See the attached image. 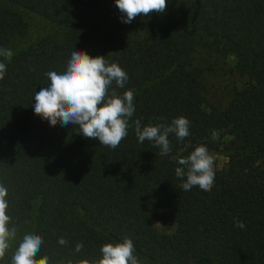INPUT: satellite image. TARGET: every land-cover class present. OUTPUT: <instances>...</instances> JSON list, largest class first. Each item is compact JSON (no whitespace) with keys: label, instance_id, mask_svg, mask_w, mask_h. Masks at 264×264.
<instances>
[{"label":"trees","instance_id":"trees-1","mask_svg":"<svg viewBox=\"0 0 264 264\" xmlns=\"http://www.w3.org/2000/svg\"><path fill=\"white\" fill-rule=\"evenodd\" d=\"M0 1L9 5L0 8V48L25 34L21 11L60 35L0 56L7 69L0 183L9 193V227L30 226L44 241L37 260L97 264L103 245L129 238L139 264H264V0H168L163 14L131 24L115 0ZM75 49L128 74L124 88L113 87L120 95L134 91L136 111L115 150L34 112L35 93L51 83L46 73L66 71ZM203 52L233 58L224 104L206 96L203 79L213 67L196 61ZM181 116L191 121V135L180 141L170 134V154L138 141L137 119L143 128ZM198 146L227 160L210 192L184 191L175 175L174 157ZM236 219L246 227H235ZM12 256L6 251L0 264H12Z\"/></svg>","mask_w":264,"mask_h":264},{"label":"clouds","instance_id":"clouds-1","mask_svg":"<svg viewBox=\"0 0 264 264\" xmlns=\"http://www.w3.org/2000/svg\"><path fill=\"white\" fill-rule=\"evenodd\" d=\"M116 7L122 14V22L131 24L137 17H148L153 13L163 14L167 10L168 0H115ZM111 54V53H110ZM0 56L10 58V49L0 48ZM6 64L0 62V80L6 74ZM50 86L43 87L35 93L34 112L55 127L69 124L78 126L79 133L85 138L98 139L100 144L113 150L127 138L130 121L136 111L134 91L128 90L120 95L116 88H124L129 80L128 74L119 65L109 62L104 56L91 57L87 52L74 50L67 63L66 71L46 73ZM163 119V118H160ZM135 134L140 143L146 140L160 149L159 155L171 153L169 135L183 141L191 135V121L181 116L171 124L159 123L155 126L141 127V121L134 122ZM213 139L217 132L212 133ZM177 159L179 167L175 169L176 177L184 182L181 188L190 191L193 187L210 192L215 181V157L206 146H198L186 158ZM8 189L0 183V260L5 258L10 248V241L16 236V228L9 227L11 217L8 215ZM234 226L244 229L245 224L236 219ZM67 244L64 238L58 241ZM44 241L38 234H25L12 256V264H49L47 256L37 260ZM83 244L76 245L80 252ZM135 245L129 238L122 243L105 244L101 248L102 259L97 264H139L135 255ZM81 264H88L82 261Z\"/></svg>","mask_w":264,"mask_h":264},{"label":"rangeland","instance_id":"rangeland-1","mask_svg":"<svg viewBox=\"0 0 264 264\" xmlns=\"http://www.w3.org/2000/svg\"><path fill=\"white\" fill-rule=\"evenodd\" d=\"M9 6L7 3L0 1V8ZM22 17L26 22L27 29L24 35L15 39L8 49L11 51H17L24 49L35 41L45 39L50 43L59 40L60 35L55 28L41 17L31 14L29 12L21 11ZM203 52L196 55V61L202 65V67H213L211 72L205 71L203 83L207 90L206 96L210 103L220 105L224 104L228 98V90L233 87L235 80L231 79L228 74L232 68V57L224 58L215 55H211ZM227 160L223 156H215V169H221L225 166ZM157 228L161 231L165 229L161 225H157ZM16 236L10 241V248L7 250L14 255L20 242L25 234H31L30 226H24L16 229Z\"/></svg>","mask_w":264,"mask_h":264}]
</instances>
